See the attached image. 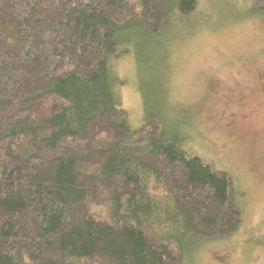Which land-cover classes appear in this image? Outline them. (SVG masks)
I'll return each instance as SVG.
<instances>
[{
  "label": "trees",
  "instance_id": "trees-1",
  "mask_svg": "<svg viewBox=\"0 0 264 264\" xmlns=\"http://www.w3.org/2000/svg\"><path fill=\"white\" fill-rule=\"evenodd\" d=\"M200 3L0 0V264H192L239 231L245 193L187 145L150 72ZM135 39L138 127L114 72Z\"/></svg>",
  "mask_w": 264,
  "mask_h": 264
},
{
  "label": "rangeland",
  "instance_id": "rangeland-1",
  "mask_svg": "<svg viewBox=\"0 0 264 264\" xmlns=\"http://www.w3.org/2000/svg\"><path fill=\"white\" fill-rule=\"evenodd\" d=\"M200 1L193 19L203 17L201 24L189 36L171 37L165 46L169 60L157 54L150 72L157 79L169 77L171 121L189 136L187 145L230 172L245 200L239 231L207 245L190 260L264 264V19L245 16L251 0ZM136 42L130 57L114 68L132 127L143 119Z\"/></svg>",
  "mask_w": 264,
  "mask_h": 264
}]
</instances>
